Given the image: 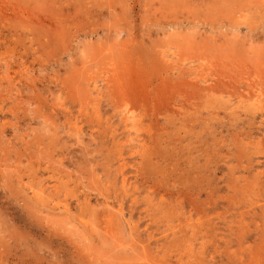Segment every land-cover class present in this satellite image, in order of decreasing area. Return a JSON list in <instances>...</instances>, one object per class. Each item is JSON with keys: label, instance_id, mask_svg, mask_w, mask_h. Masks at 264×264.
<instances>
[{"label": "rangeland", "instance_id": "obj_1", "mask_svg": "<svg viewBox=\"0 0 264 264\" xmlns=\"http://www.w3.org/2000/svg\"><path fill=\"white\" fill-rule=\"evenodd\" d=\"M263 18L0 0V264H264Z\"/></svg>", "mask_w": 264, "mask_h": 264}, {"label": "bare ground", "instance_id": "obj_2", "mask_svg": "<svg viewBox=\"0 0 264 264\" xmlns=\"http://www.w3.org/2000/svg\"><path fill=\"white\" fill-rule=\"evenodd\" d=\"M172 4V3H171ZM260 5V4H259ZM112 10V9H111ZM147 11V10H146ZM92 15V14H91ZM161 15V14H160ZM156 16V15H155ZM264 19V18H263ZM38 21H40V20H38ZM94 23V22H93ZM172 24V23H171ZM174 24V23H173ZM50 25V24H49ZM249 25V24H248ZM48 32V31H47ZM94 33V32H93ZM122 45V44H121ZM263 46V45H262ZM128 49V48H127ZM134 49V48H133ZM124 50V49H123ZM126 50V49H125ZM137 51V50H136ZM147 57V56H146ZM120 58V57H119ZM129 59V58H128ZM111 60V59H110ZM123 61V60H122ZM119 62V61H118ZM111 67V66H110ZM112 74V73H111ZM122 74V73H121ZM120 77V76H119ZM123 77V76H122ZM113 78V77H112ZM223 78V77H222ZM117 80V79H116ZM120 81V80H119ZM123 81V80H122ZM236 81V80H235ZM113 82V81H112ZM120 83V82H119ZM236 83V82H235ZM108 84H109V82H108ZM117 84V83H116ZM121 85V84H120ZM124 85V84H123ZM217 85V84H216ZM128 86V85H127ZM108 87V86H107ZM107 87H105V88H107ZM121 87V86H120ZM123 87V86H122ZM112 88H113V86H112ZM112 88H110V89H112ZM225 89V88H224ZM109 92H113V90H111V91H109ZM116 92H117V90H116ZM111 94V93H110ZM191 94V93H190ZM109 95V94H108ZM236 95V94H235ZM109 97V96H108ZM130 97V96H129ZM136 97V96H135ZM115 98H116V96H115ZM116 100V99H115ZM137 100H138V98H137ZM142 100V99H141ZM127 101H128V99H127ZM135 102V101H134ZM145 102H147V101H145ZM131 104V103H130ZM136 104V103H135ZM140 107V106H139ZM141 108V107H140ZM119 118V117H118ZM129 118V117H128ZM124 119V118H123ZM127 119V118H126ZM125 121V120H124Z\"/></svg>", "mask_w": 264, "mask_h": 264}]
</instances>
